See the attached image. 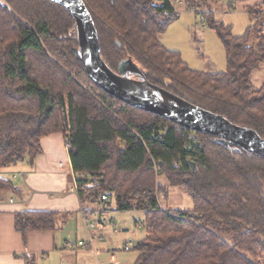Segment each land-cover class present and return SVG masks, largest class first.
<instances>
[{
	"label": "trees",
	"instance_id": "1",
	"mask_svg": "<svg viewBox=\"0 0 264 264\" xmlns=\"http://www.w3.org/2000/svg\"><path fill=\"white\" fill-rule=\"evenodd\" d=\"M83 1L111 69L131 58L150 83L264 138V81L257 89L251 81L264 62V18L255 8L252 24L234 35L203 0H188L187 9L204 10L196 14L225 51V71L204 72L159 39L178 17L170 0ZM74 24L50 0H0V169L33 164L40 138L61 132L87 209L106 195L117 210L142 211L145 236L132 245L133 264H264V158L100 90L77 59ZM156 186L181 187L192 208L163 209ZM15 191L0 175V192ZM60 218L21 211L14 228L22 236L54 230Z\"/></svg>",
	"mask_w": 264,
	"mask_h": 264
},
{
	"label": "crops",
	"instance_id": "2",
	"mask_svg": "<svg viewBox=\"0 0 264 264\" xmlns=\"http://www.w3.org/2000/svg\"><path fill=\"white\" fill-rule=\"evenodd\" d=\"M170 1L175 10L178 7L181 12L192 11L190 13L196 15L197 12L204 11L199 8L187 9L188 0ZM213 1L219 7L217 9L226 7L225 11L240 6L247 16L248 9L252 6L264 9V0ZM39 144L41 152L35 155L33 164L30 165L25 159L6 166L8 168H4L1 175L14 185L16 191L0 192V264H133L137 254L130 263H126L114 251H125L120 247L128 242L131 243V249L133 239L124 238L119 240L117 246L105 247L106 249L98 244L104 241L105 230L119 234L118 229L111 227L114 223L110 225L113 217L109 213L135 210L120 211L112 208L113 201L110 197L107 201H98L87 209L79 198L78 176L71 168L63 134H47L40 138ZM21 211H52L61 218L57 229L28 231L22 236L14 228V215ZM91 221L94 222L93 227L89 225ZM134 221L143 226L142 221ZM71 230L75 233L85 231L87 239L82 237L71 240ZM80 240L85 241L81 246L77 245ZM69 241L70 245L67 244ZM102 250L107 252L106 258L99 257Z\"/></svg>",
	"mask_w": 264,
	"mask_h": 264
},
{
	"label": "water",
	"instance_id": "3",
	"mask_svg": "<svg viewBox=\"0 0 264 264\" xmlns=\"http://www.w3.org/2000/svg\"><path fill=\"white\" fill-rule=\"evenodd\" d=\"M50 1L63 6L74 19L77 59L100 90L134 108L156 114L191 131L215 136L226 146L233 145L264 158V138L257 132L150 83L131 58L121 60L117 71H113L100 55L97 31L83 0Z\"/></svg>",
	"mask_w": 264,
	"mask_h": 264
},
{
	"label": "rangeland",
	"instance_id": "4",
	"mask_svg": "<svg viewBox=\"0 0 264 264\" xmlns=\"http://www.w3.org/2000/svg\"><path fill=\"white\" fill-rule=\"evenodd\" d=\"M203 2V9L208 10L210 8H213L215 11H217L214 14L215 18L222 21L224 24L230 25L231 31L234 35L243 34L246 27L252 24V21L249 20L246 12L242 10L240 6H234V9H232L231 11H225L224 9H226V7H223L224 9H222V11L221 9H217L219 7L215 3L211 5L210 1L208 0H203ZM208 5L212 7H209ZM251 8L252 10L253 8H255L253 12L257 18L259 17L258 19H260V17L264 18V9L253 6ZM201 9L202 8H199V10ZM176 11L178 13L177 19H175V21H173L166 28V30L159 35L162 44H164L170 50H177L183 61H185L188 67L193 70L204 72L225 71V51L216 33L211 28L206 26L205 23H203L202 26L199 18L200 16L198 14L195 15L194 13H190L192 11L181 12L178 7H176ZM254 18L255 17H253V19ZM251 81L254 88L256 89L262 85L264 81V62H262L256 70L252 71ZM83 87L85 89L88 88V86L86 85H83ZM93 96L95 97V94H93ZM4 168L6 169L8 167L1 168L0 175H2ZM153 172L156 184H158L157 182L164 184L165 178L160 174V169L154 167ZM154 194L157 201L159 202V205L163 209L189 210L192 208V203L189 196L179 186H167L166 191H161L156 186L154 189ZM111 207L114 208L113 203ZM109 214H111L110 216L113 217V222H111L110 225L114 223V225L111 227L112 229H118L119 234H113L111 230H105V239L103 241L104 243L100 242L98 246H102L104 248H109L111 246L115 247L117 246V243L120 242L119 240H122L124 238L133 239V241L135 242L145 236L144 226H142L141 224L139 225L134 221L135 219L137 221H143V213L141 211H115L113 214ZM92 223L94 224V222ZM70 237L71 240L82 237H85L87 239L85 231H77L75 233L74 230H71ZM85 238L83 239L85 240ZM84 240L80 241L84 243ZM114 251L116 253V256H118L121 261L123 260L126 263H130L131 259H133L137 254V252L133 248H131L129 251ZM106 255L107 252L105 250H102L99 257L106 258Z\"/></svg>",
	"mask_w": 264,
	"mask_h": 264
},
{
	"label": "built area",
	"instance_id": "5",
	"mask_svg": "<svg viewBox=\"0 0 264 264\" xmlns=\"http://www.w3.org/2000/svg\"><path fill=\"white\" fill-rule=\"evenodd\" d=\"M202 26H203V23H202ZM83 176L84 175H81L80 177H83ZM100 200L102 202H105V201L108 200V197L106 195H102ZM89 225H90V227H93L94 226L93 223H90ZM67 244L70 245V242H68ZM77 245H80L81 246V245H83V242L82 241H78L77 242ZM130 247H131V243L128 242V243H125L123 246H121L120 249L127 251V250H130Z\"/></svg>",
	"mask_w": 264,
	"mask_h": 264
}]
</instances>
